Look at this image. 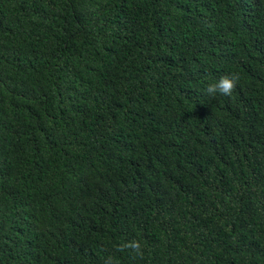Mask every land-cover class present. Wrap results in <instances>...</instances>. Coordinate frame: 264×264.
I'll return each instance as SVG.
<instances>
[{
	"label": "trees",
	"instance_id": "1",
	"mask_svg": "<svg viewBox=\"0 0 264 264\" xmlns=\"http://www.w3.org/2000/svg\"><path fill=\"white\" fill-rule=\"evenodd\" d=\"M108 256L264 264V0H0V264Z\"/></svg>",
	"mask_w": 264,
	"mask_h": 264
},
{
	"label": "clouds",
	"instance_id": "2",
	"mask_svg": "<svg viewBox=\"0 0 264 264\" xmlns=\"http://www.w3.org/2000/svg\"><path fill=\"white\" fill-rule=\"evenodd\" d=\"M241 77L238 73H231L219 78L218 81L211 83L205 89V94L209 97L215 98L217 95L231 96L236 89ZM129 249L137 255H142V248L139 241H129L121 246L120 250ZM104 264H117L113 256H108L104 260Z\"/></svg>",
	"mask_w": 264,
	"mask_h": 264
}]
</instances>
